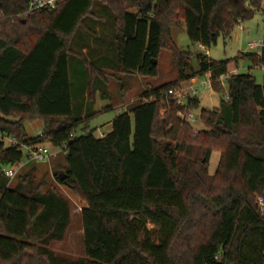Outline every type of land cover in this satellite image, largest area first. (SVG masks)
I'll use <instances>...</instances> for the list:
<instances>
[{
	"label": "trees",
	"instance_id": "16d2710c",
	"mask_svg": "<svg viewBox=\"0 0 264 264\" xmlns=\"http://www.w3.org/2000/svg\"><path fill=\"white\" fill-rule=\"evenodd\" d=\"M116 1L121 7L110 6ZM263 9L264 0H57L53 10L29 11V0H0V132L28 146H65L54 179L85 203V256L64 258L51 246L66 239L69 200L44 191L35 170L12 184L4 169L26 155L0 139V264H264V81L228 73L239 61L264 73V47L232 60L198 53L194 68L171 35L184 26L210 48ZM163 50L175 79L141 91L97 137L89 120L114 108H94V93L109 95L107 72L155 78ZM207 74L219 108L167 96ZM199 108L205 129L194 132L180 113ZM34 121L44 127L32 138L25 124Z\"/></svg>",
	"mask_w": 264,
	"mask_h": 264
},
{
	"label": "rangeland",
	"instance_id": "374dc122",
	"mask_svg": "<svg viewBox=\"0 0 264 264\" xmlns=\"http://www.w3.org/2000/svg\"><path fill=\"white\" fill-rule=\"evenodd\" d=\"M109 4L110 6L121 7L117 1ZM4 19L5 18H2L0 15V22ZM242 26L245 28V31H241L239 25H237L230 37H220L217 44L210 48H202L199 47V45L194 44L189 39L184 26L181 28L172 27L171 35L179 50L191 52L192 65L194 68H197L198 60L196 55L198 53L205 54L209 58L215 60H232L239 53L250 52L248 49V43L257 41L260 42L264 39V15L262 11H256L251 19L242 21ZM157 65L158 76L155 78H147L138 74L107 72L108 78L106 79V82L107 94H109L107 97L108 99H103L100 92L94 93V108L95 110H99L101 109V106L104 107L110 104H112L114 108L107 110L89 120L90 128L96 129L95 135L97 137L100 136V133H107L112 129L111 122L117 114H119L122 110H129L133 105L140 101L139 94L141 91H144L151 86L168 83L175 79L176 66H174L172 55L168 50L162 51L157 61ZM230 66L233 68L236 64L231 62ZM237 66L239 73H252L256 77L258 83H263L264 73L260 68H248L251 66L248 61H239ZM221 82L225 84V79ZM122 91L126 93L123 98L120 97ZM227 91L228 88L225 84L222 96H225ZM198 97L201 99V107L210 109L219 108L218 104L220 103L221 95L216 92L214 86L213 88L209 87L207 89H201ZM89 99H92L90 94ZM200 111L201 108L194 110L193 112V118L196 119V121L192 123L191 126L194 132L205 129L199 119L201 116ZM42 127L43 124L41 121L27 122L25 124L27 133L32 137L38 135L42 130ZM50 147L52 148L53 156L49 162L44 164H26V166L20 169L17 172V175L12 179V184L17 182L18 176L25 174V172L29 170H35L38 180H44L46 184V187L43 188L44 191L48 188H55L69 200L72 211L71 226L68 230L66 239L60 243H53L51 248L62 257L74 260L85 256V239L83 238L82 220L80 216L85 203L81 201L71 190L58 185L55 181L54 174L62 171L61 166L64 163V155L59 153L57 148H53L52 146ZM219 160L220 153L214 151L209 163V173L211 175L216 172Z\"/></svg>",
	"mask_w": 264,
	"mask_h": 264
},
{
	"label": "built area",
	"instance_id": "2783aa9c",
	"mask_svg": "<svg viewBox=\"0 0 264 264\" xmlns=\"http://www.w3.org/2000/svg\"><path fill=\"white\" fill-rule=\"evenodd\" d=\"M57 0H29V11H37L43 8H51L52 10L56 8ZM264 13V9L262 11ZM240 30H244L242 22H239ZM264 47V39L262 41L250 42L248 43V49L250 52H257L260 54L262 48ZM222 80L224 78H221ZM225 85V84H223ZM212 87V81L210 75L203 77L192 78L189 82L182 85L180 88L170 89L167 92V96L175 98L174 100L180 106H187L190 99L198 97L201 89H207ZM193 112L191 111L188 115L183 112L180 113V116L186 120L188 123L192 124L196 121L193 118ZM105 133H100L99 137H103ZM0 139H2L9 147H20L26 155V160L18 166H8L4 169L5 176L13 179L17 172L24 168L28 163H38L44 164L50 161L53 156L52 148L48 145H37V146H28L23 142H20L16 139L15 136H9L0 132ZM59 153L65 154V146L63 148H57ZM261 210H264V201L262 198L258 200Z\"/></svg>",
	"mask_w": 264,
	"mask_h": 264
},
{
	"label": "crops",
	"instance_id": "0c3cea01",
	"mask_svg": "<svg viewBox=\"0 0 264 264\" xmlns=\"http://www.w3.org/2000/svg\"><path fill=\"white\" fill-rule=\"evenodd\" d=\"M244 28V27H243ZM242 31H245V28H244V30H242ZM199 47H201V46H199ZM203 48V47H202ZM231 65V64H230ZM229 65V71H228V73L229 74H234V73H239V71L237 70V65L235 66V67H233V68H231V66ZM248 68H250L251 69V66H249ZM224 80V79H223ZM223 80H221V81H223ZM201 101V100H200ZM202 104V103H201ZM219 105V104H218ZM108 106V105H107ZM104 107H106V106H104ZM103 106H101V109H99V110H97L96 109V111L98 112V111H100V110H102L103 108H104ZM215 107H217V106H215ZM127 109H125V111H126ZM43 124V123H42ZM44 127V126H43ZM43 127H42V129H43ZM41 132H42V130L40 131V133L38 134V135H40L41 134ZM28 134V133H27ZM38 135H36V136H38ZM28 136H30L29 134H28ZM36 136H33V137H36ZM30 137H32V136H30ZM32 137V138H33Z\"/></svg>",
	"mask_w": 264,
	"mask_h": 264
},
{
	"label": "water",
	"instance_id": "95a60500",
	"mask_svg": "<svg viewBox=\"0 0 264 264\" xmlns=\"http://www.w3.org/2000/svg\"><path fill=\"white\" fill-rule=\"evenodd\" d=\"M156 64H157V61L154 60V65H156ZM65 178H66V175H65V174H63V173H60V174H59V179H60L61 181H63Z\"/></svg>",
	"mask_w": 264,
	"mask_h": 264
}]
</instances>
